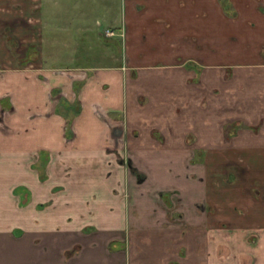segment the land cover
<instances>
[{
	"label": "crops",
	"instance_id": "0c3cea01",
	"mask_svg": "<svg viewBox=\"0 0 264 264\" xmlns=\"http://www.w3.org/2000/svg\"><path fill=\"white\" fill-rule=\"evenodd\" d=\"M174 1L220 7L207 44L233 36L251 62L193 47L46 66L59 0H0V264H264V58L241 48L264 44V0Z\"/></svg>",
	"mask_w": 264,
	"mask_h": 264
},
{
	"label": "rangeland",
	"instance_id": "374dc122",
	"mask_svg": "<svg viewBox=\"0 0 264 264\" xmlns=\"http://www.w3.org/2000/svg\"><path fill=\"white\" fill-rule=\"evenodd\" d=\"M57 4L46 3L42 7L44 41L41 56L48 58V55L53 54L56 55L57 59L52 63L46 62V66L53 63L56 66L71 65L73 63L74 65H80L81 63L86 64V61L91 64L93 59L108 64L113 63L112 61L116 59H122L123 61L125 57L130 58L132 56L147 61L148 58H152L154 63H160L165 62L167 60L165 57L169 56L173 50H178L179 53L184 51L186 54H192L191 49L193 47L196 50L195 54H201L199 61H203V59L208 61L211 49L214 50L212 54L217 53L218 60L225 59L221 63L238 58L247 61L252 59L251 56L254 54L248 53L249 56L246 53L243 57L241 55L239 57L233 56L232 54L237 49L236 42L232 39L233 36L229 38L227 45L218 42L220 37L218 36L215 39V35L212 39H209L211 43L207 44V38H210L208 33L210 30V32H218V30L221 31L225 27V23L222 24V19L217 17V11L222 13L220 7L214 8L216 12L212 11L211 13H208L207 6L195 7L198 11L194 13L193 8L187 9V3H184L182 8L177 9V2L174 0H168L160 4L154 2L150 5L136 0L132 2L128 0H59ZM222 10L224 14H229L226 8L222 7ZM198 12L201 21L196 25ZM193 13L195 17V36L199 35V39H192L194 36L190 34L193 27ZM50 21L51 25H49ZM207 23L210 26L205 29L204 26ZM65 25L71 26V33L65 30ZM85 26L88 30L85 35L77 32V27ZM262 31L260 29L261 35H263ZM52 35L61 43L60 46L58 45L60 49L57 51L49 50L48 39ZM169 38H175L177 42L180 41L179 45L176 44L175 49H172L173 42ZM262 39L264 40V37ZM65 41L72 42L73 45L65 49L63 47ZM187 41L194 42L195 46L189 45L183 48L181 42L185 43ZM249 41L241 48L245 51L251 48L252 52L259 48L258 53H261V57L264 58V44L260 43L259 46V42L253 40L252 36H249ZM96 45L98 48L94 47ZM75 46H78V48L75 49ZM92 47L93 49H91ZM263 187L264 185L261 190ZM13 218L17 217H9L11 220ZM249 234L255 235L253 232ZM232 249L234 250V246ZM222 250L229 252L231 248L222 245ZM250 254L249 252L247 255ZM246 260L249 263L252 262L248 256Z\"/></svg>",
	"mask_w": 264,
	"mask_h": 264
},
{
	"label": "flooded vegetation",
	"instance_id": "af4514ba",
	"mask_svg": "<svg viewBox=\"0 0 264 264\" xmlns=\"http://www.w3.org/2000/svg\"><path fill=\"white\" fill-rule=\"evenodd\" d=\"M113 32V31H112ZM114 33V32H113Z\"/></svg>",
	"mask_w": 264,
	"mask_h": 264
}]
</instances>
